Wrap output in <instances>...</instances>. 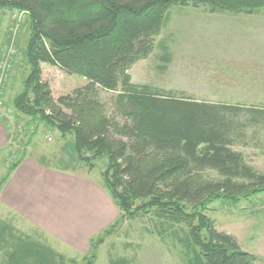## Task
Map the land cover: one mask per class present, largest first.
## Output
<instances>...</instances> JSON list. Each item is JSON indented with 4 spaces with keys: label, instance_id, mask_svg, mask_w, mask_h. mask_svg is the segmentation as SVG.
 <instances>
[{
    "label": "trees",
    "instance_id": "obj_1",
    "mask_svg": "<svg viewBox=\"0 0 264 264\" xmlns=\"http://www.w3.org/2000/svg\"><path fill=\"white\" fill-rule=\"evenodd\" d=\"M175 5L253 13L264 0H0V9L28 14L30 72L13 108L69 138L71 154L88 168L105 160L101 177L122 222L150 214L177 225L186 264H256L234 236L216 229L206 210L219 199L238 202L264 192V173L235 149L248 146L249 130L255 137V127H264V107L166 94L131 82V66L152 51ZM43 63L88 83L54 98L42 78ZM101 90L115 93L120 120L107 110ZM2 249L0 264H78L0 218Z\"/></svg>",
    "mask_w": 264,
    "mask_h": 264
},
{
    "label": "rangeland",
    "instance_id": "obj_2",
    "mask_svg": "<svg viewBox=\"0 0 264 264\" xmlns=\"http://www.w3.org/2000/svg\"><path fill=\"white\" fill-rule=\"evenodd\" d=\"M28 27L26 12L0 9V127L7 138L6 146L0 149V182L15 170L11 180L16 178V184L22 185L31 177L29 161L40 164L39 168L42 165V176L59 184L63 191L79 185L82 179L88 180L93 184L88 195L83 189L72 197L69 191L67 196H62V202L55 200V206L60 214L83 209L90 216L76 230L79 232L65 234L63 238L58 236L67 233L63 227L58 234L45 231L3 202H0V218L10 219L21 232L46 240L66 260L74 259L78 264L88 261L90 264H186L185 245L177 225L150 214L122 222V212L101 177L105 160L96 161L93 169L88 168L71 154L69 138H62L57 130L38 118L23 116L13 108V98L22 90L30 72L25 57ZM41 71L54 98L88 83L83 76L67 74L49 64H41ZM129 74L134 85H146L153 91L264 107V8L253 13H232L211 12L204 6H172L160 34L155 37L154 48L146 58L131 66ZM114 95L111 91L99 92L109 113L120 120L115 113ZM255 129V137L251 136V130L247 133L248 146L235 149L258 172L264 173V127ZM47 136L52 140L48 141ZM28 138L31 141L25 148ZM20 159H24L21 160L24 166L11 170ZM49 211L54 214L53 208ZM206 214L214 220L217 230L234 236L243 250L255 255L256 264H264V192L238 202L216 200L208 206ZM117 222L113 232L105 234ZM99 239H103L101 243ZM4 252L0 250V263Z\"/></svg>",
    "mask_w": 264,
    "mask_h": 264
},
{
    "label": "crops",
    "instance_id": "obj_3",
    "mask_svg": "<svg viewBox=\"0 0 264 264\" xmlns=\"http://www.w3.org/2000/svg\"><path fill=\"white\" fill-rule=\"evenodd\" d=\"M0 135V149H2L6 146L7 143L6 132L5 130L3 131L2 127H0ZM21 160L22 159L19 160V164L14 169H17L18 167L22 168L24 166V163L22 162L24 159L22 161ZM27 163H29L27 165L29 169L28 171H30L29 167L32 166L31 177L27 180H24V183L22 185H17L16 178H13V180H11L15 172L14 170L12 174L8 176V180H6L0 190V196L4 195V198L0 199V202H3L9 208L14 209L23 217L31 219L33 223L37 224L45 231H52L58 234L60 228L63 227L62 229L67 230V233H64V236L63 234L58 235L62 236V238L65 237V234L75 232L76 230L80 229V227L85 225L88 216H90V212H87V210L84 211L82 209L78 213L73 211L75 213L67 215L62 213L60 214L56 209L55 200L57 199L58 202H62V196H67V192L69 193V191L72 193V197H75V194H80V191L83 189L86 191L85 194L88 195L87 192L88 190L92 191L93 184L89 183L88 180L82 179L79 185L73 186L68 190L65 189L63 191L61 189V186H58L59 184H55L54 181L48 182L42 176V165L41 168H39L40 164L36 162L29 161ZM74 183L75 182H73V184ZM75 187L79 188L77 189ZM52 198L53 203H51ZM50 208H53L54 214L49 211ZM58 215L59 217L57 219ZM69 227H76V229L74 228L73 230H69ZM76 237H78V235H76ZM79 237V240L83 239V237H81L80 235Z\"/></svg>",
    "mask_w": 264,
    "mask_h": 264
},
{
    "label": "built area",
    "instance_id": "obj_4",
    "mask_svg": "<svg viewBox=\"0 0 264 264\" xmlns=\"http://www.w3.org/2000/svg\"><path fill=\"white\" fill-rule=\"evenodd\" d=\"M46 138L48 141L52 140L50 136H47Z\"/></svg>",
    "mask_w": 264,
    "mask_h": 264
}]
</instances>
